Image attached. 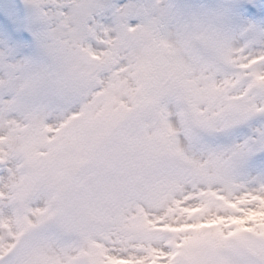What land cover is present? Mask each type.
<instances>
[{
	"label": "snow or ice",
	"instance_id": "snow-or-ice-1",
	"mask_svg": "<svg viewBox=\"0 0 264 264\" xmlns=\"http://www.w3.org/2000/svg\"><path fill=\"white\" fill-rule=\"evenodd\" d=\"M0 264H264V0H0Z\"/></svg>",
	"mask_w": 264,
	"mask_h": 264
}]
</instances>
